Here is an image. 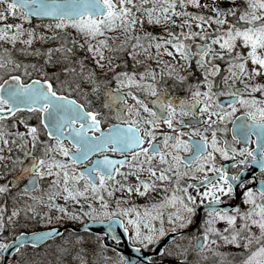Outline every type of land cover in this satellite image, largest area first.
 <instances>
[{"label": "snow or ice", "instance_id": "1", "mask_svg": "<svg viewBox=\"0 0 264 264\" xmlns=\"http://www.w3.org/2000/svg\"><path fill=\"white\" fill-rule=\"evenodd\" d=\"M250 163L264 176V0H0V256L264 264Z\"/></svg>", "mask_w": 264, "mask_h": 264}, {"label": "flooded vegetation", "instance_id": "2", "mask_svg": "<svg viewBox=\"0 0 264 264\" xmlns=\"http://www.w3.org/2000/svg\"><path fill=\"white\" fill-rule=\"evenodd\" d=\"M115 85L113 84V87ZM184 93H180V95H183ZM223 99V98H222ZM25 117L27 116V114L25 113L24 114ZM31 123L35 124L37 123V118H33L31 121ZM112 123H115V120L114 119H109L105 122V124L103 125V127L107 128L108 125L112 124ZM197 125L195 123H193L192 127H196ZM229 128H231V125H229ZM167 130V129H165ZM184 131H190V129H184ZM231 135L232 133L229 132L227 134V139L231 142ZM253 140H255V137H253ZM245 146L243 143L241 145H239L238 147H243ZM248 147L250 148H256L257 145L255 143H252V144H248L247 145ZM115 158V156H114ZM237 159H240V157H237ZM225 164V165H230L232 163V161H224L222 158H220L219 156H217V164ZM228 171L230 174H234L236 171H238V169H234V168H231L229 167L228 168ZM255 176V182L254 183H251L249 184L250 187H253V188H257L260 186V181L261 180H264V176H261L260 174V169H259V166L257 164H251L250 163V171H246L245 173V178L247 179L249 176ZM46 183V182H45ZM139 204H143L145 203L144 200H139L137 201ZM229 203L233 204L234 205H240L242 208L245 207L242 203H241V194L238 192L237 194V197L236 199L230 201ZM203 217H204V213L203 211H201L198 216H197V220H196V224L193 226V227H190V228H198L199 227V224L200 222L203 220ZM45 228V225L43 223H28V224H24L23 222H21V226L19 228L18 231H39V230H43ZM194 232V230L192 231ZM195 233V232H194ZM6 236H8L9 234L8 233H5ZM9 239H11V236H9ZM121 248L124 249V252L125 254H129L130 253V249L127 248L126 246L124 245H121ZM110 255H114L113 253H109ZM193 257H190V260L192 259ZM154 259H156L157 261H159V257H154ZM177 257L176 256H171V257H167L165 258V262L164 264H176V261H177ZM179 259H182V257H180ZM19 261H20V257L16 254H8V253H5L3 254L2 256H0V264H19Z\"/></svg>", "mask_w": 264, "mask_h": 264}, {"label": "rangeland", "instance_id": "3", "mask_svg": "<svg viewBox=\"0 0 264 264\" xmlns=\"http://www.w3.org/2000/svg\"><path fill=\"white\" fill-rule=\"evenodd\" d=\"M190 10H194V9H190ZM8 22H9V23H16V22H18V21H16V20L10 18ZM52 22H53L52 20H44V19H41V18H39V19H37V18H33L32 22H31V25H26V27H28V26H35V27H36V30H37L38 33H39V32H43V33H45V34L50 35V34H51V31H50L49 29L45 28L44 25H46V24H48V23H52ZM69 31H71V30H69ZM155 31L158 32L159 29H156ZM37 46H39V45H37ZM61 202H62V201H61ZM221 227H223V225H221ZM223 250L228 251L227 248H225V249H223ZM232 251L234 252V254L237 255V264H238L239 255L235 252L234 249H233Z\"/></svg>", "mask_w": 264, "mask_h": 264}, {"label": "water", "instance_id": "4", "mask_svg": "<svg viewBox=\"0 0 264 264\" xmlns=\"http://www.w3.org/2000/svg\"><path fill=\"white\" fill-rule=\"evenodd\" d=\"M96 230H98V229H96Z\"/></svg>", "mask_w": 264, "mask_h": 264}]
</instances>
